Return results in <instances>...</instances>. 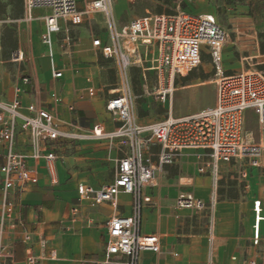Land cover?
Wrapping results in <instances>:
<instances>
[{
    "label": "built area",
    "instance_id": "2783aa9c",
    "mask_svg": "<svg viewBox=\"0 0 264 264\" xmlns=\"http://www.w3.org/2000/svg\"><path fill=\"white\" fill-rule=\"evenodd\" d=\"M199 1L158 0L153 12L146 10L144 16L122 24L114 0H23V20L27 22L33 21L35 10L48 12L42 17L40 42L54 80L62 79L69 69L80 74L75 56L78 42L73 35L87 29L93 54L107 61L109 70H115V83L99 81L80 99L99 101L112 129L106 121H85L81 127L64 125L56 110L63 104L57 93L51 95L54 108L50 109L41 103L23 106L19 86L11 101H6L0 92V264H20L10 247L11 236L25 246L22 264L58 260L57 251L19 217L18 211L26 194L39 184L42 171L52 186L59 185L58 164L68 145L106 142L120 153L113 181L98 189L79 185L77 203L71 210L73 223L82 219L84 206H108L113 211L105 223L104 256L97 264H141L143 253L161 252L158 235L143 233L144 212L154 202L157 173L176 164L185 151H199L201 175L217 177L219 163L232 166L243 192L264 175V73L245 71L225 76V29L213 16L184 9ZM160 4L167 10L160 12ZM10 22L13 21L0 20V51ZM205 54L216 67V104L195 114L174 117V85L177 79L198 69ZM12 61L24 64V52L13 51ZM134 68L142 71L143 93L149 80L156 78L159 106L168 111L165 119L141 123L136 111L137 100L143 95L135 93ZM21 83L29 85L31 80L24 74ZM249 113L258 120L257 141L246 130ZM212 206L186 192L180 193L176 202L178 209L196 213ZM253 206V245L258 247L264 208L260 200H255ZM213 228L211 221L210 235ZM250 264L259 263L252 260Z\"/></svg>",
    "mask_w": 264,
    "mask_h": 264
},
{
    "label": "crops",
    "instance_id": "0c3cea01",
    "mask_svg": "<svg viewBox=\"0 0 264 264\" xmlns=\"http://www.w3.org/2000/svg\"><path fill=\"white\" fill-rule=\"evenodd\" d=\"M184 9L196 15L213 16L225 29L227 43L222 53L225 76L245 71L264 73V0H201L185 5ZM37 11L43 13L40 18L35 15ZM46 14L47 11L35 10L32 22L21 20L27 23L29 32L35 23L40 22L38 55L35 62L31 57L25 59L22 64L25 70L19 73V68L16 80L0 70V92L4 99L13 100L15 89L19 86L23 106L41 103L51 109L54 108L51 95L57 93L63 99V104L57 106L56 110L64 125L81 127L85 121H106L108 128L112 129V123L99 101L80 99L91 85L99 81L107 84L103 81L102 73L109 71L108 65H101V58L93 54L89 38L86 45L82 44V39L77 43L75 56L81 67L80 74L75 75L69 69L62 79L54 80L50 68L43 69V62L47 58L40 37L43 31L42 17ZM16 50L23 51L22 48ZM27 53H30L29 49ZM207 58L203 55L202 63ZM24 74L30 78L31 84L21 83L20 75L23 77ZM70 107L74 110L70 111ZM81 112L86 115L81 116ZM140 121L142 124L149 123L147 118H140ZM119 155L118 149L106 142L85 141L68 145L61 152L59 185L52 186L45 173L41 172L39 184L26 194L18 214L57 251V261L46 260L43 264H81L88 255L98 253L102 254L100 260L103 259L105 223L111 217L112 209L108 206L95 208L96 211L104 210V214L99 215L96 211L88 213L90 207L84 206L83 217L77 223L71 221V210L77 203L79 185L87 184L98 189L113 181ZM198 155L199 151L187 150L176 164L166 166L157 173L153 188L154 202L144 212L143 233L158 235L161 252L143 253L141 264H250L252 260L264 264V220L261 243L258 247L253 245V202L262 201L264 208V175L255 180L256 184L252 183L249 191L243 192L241 200L219 197L217 184H213L212 177L199 174ZM238 189L242 193L239 185ZM182 192L213 206L202 213L180 210L176 202ZM211 221L214 223L213 235L209 234ZM91 223L104 225L101 234L103 240L97 235L98 231L90 228ZM72 227L78 232L69 233ZM57 235L61 238L59 242L55 240ZM9 242L17 261L22 264L25 246L16 236H11Z\"/></svg>",
    "mask_w": 264,
    "mask_h": 264
},
{
    "label": "rangeland",
    "instance_id": "374dc122",
    "mask_svg": "<svg viewBox=\"0 0 264 264\" xmlns=\"http://www.w3.org/2000/svg\"><path fill=\"white\" fill-rule=\"evenodd\" d=\"M8 0H0L1 4H8ZM158 0H114L115 3V12L117 17L120 20V23L127 24L134 18L142 17L145 15V11L149 10L153 12L156 8V3ZM1 8V6H0ZM160 10H167V8H163L161 4L159 5ZM12 6H8L6 14L0 17L1 19H7L13 22H10L9 25L6 26L4 37L2 40V50L0 51V70L6 72L10 75L12 80L17 79V73L23 72L25 70L24 66L19 63H15L12 61V53L15 49H12V40H16L18 43L17 48H22L25 52V59L31 57L32 61L35 62L37 53V37L40 34V22L35 23L29 32L28 25L26 22L21 21L23 18L15 19L12 17ZM124 12V13H123ZM43 13L41 11L36 12V17L40 18ZM89 28V27H88ZM75 41L82 42V44L86 45V40L88 38L87 29L83 28L74 32ZM5 44L7 48H5ZM29 46V47H28ZM30 51L28 54L27 51ZM208 58L205 63H202L201 66L194 70L192 74V80L186 81L184 77H180L177 79L174 85V93L172 96V115L174 117H181L186 115H191L200 112L203 109L214 106L217 99V81L218 77H216V67L208 54H205ZM50 68L49 59H45L43 62V69L48 70ZM19 75V74H18ZM22 78V76L20 75ZM103 81L107 84L111 83L110 74L102 73ZM147 91V92H146ZM142 93V97L137 100V115L139 117V112L142 110L147 115L144 118H147L149 123L158 122L167 117V109L163 106H159L158 102V91L159 87L157 85L156 78L153 77L148 82L147 90ZM248 121L246 125V130L248 132H252L254 134L255 140H258V120L254 114L249 113ZM218 176H211L213 180V184L215 185L217 182V191L219 188L220 181H224L223 187L225 189H229V187L233 186L238 189L237 184V174L236 170L226 164L219 163L218 165ZM217 179V181H216ZM241 189V188H240ZM240 198L242 199V193L239 192ZM219 196V195H218ZM220 197V196H219ZM95 208H90L88 213L95 212ZM97 214L103 215L104 210H97ZM104 225H100L99 223H91L90 228H94L98 231V236L103 240L102 228ZM88 227V225L86 226ZM85 228V227H84ZM89 228V227H88ZM69 233L78 232L76 230L70 229ZM56 241H60L61 238L57 235ZM101 253L98 254H90L85 257L84 261L81 264H97L98 261L102 258Z\"/></svg>",
    "mask_w": 264,
    "mask_h": 264
},
{
    "label": "trees",
    "instance_id": "16d2710c",
    "mask_svg": "<svg viewBox=\"0 0 264 264\" xmlns=\"http://www.w3.org/2000/svg\"><path fill=\"white\" fill-rule=\"evenodd\" d=\"M8 4H1V8H0V17L3 16L4 14H6L7 12V8L8 6H12V17L15 19H20L24 16V6H23V0H8ZM160 12H162V10H160ZM12 49H17L18 47V43L16 40H12ZM5 48H7V45L5 44ZM264 50V49H263ZM100 63L101 65H108L107 61H104L103 58L100 59ZM108 73L110 74L111 77V84L115 83V70L114 69H110L108 71ZM141 75H142V71L138 68H134L132 70V77H133V84H134V89H135V93L137 95H142L143 91H142V84H141ZM192 74L190 73L187 77H185L184 79L186 81H190L192 80ZM81 116H85L86 114L84 112L80 113ZM147 115V113L143 112L142 110L139 112V118H144ZM224 181H220L219 183V188H218V195L219 196H226L228 199L230 200H239L240 195H239V189H237L236 187H229V189H225V187H223Z\"/></svg>",
    "mask_w": 264,
    "mask_h": 264
}]
</instances>
